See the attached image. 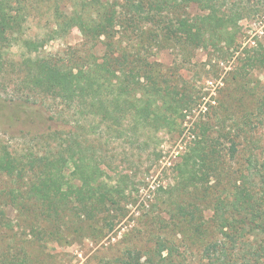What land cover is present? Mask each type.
<instances>
[{
	"label": "rangeland",
	"instance_id": "1",
	"mask_svg": "<svg viewBox=\"0 0 264 264\" xmlns=\"http://www.w3.org/2000/svg\"><path fill=\"white\" fill-rule=\"evenodd\" d=\"M140 1L145 0H118L117 34L99 41L97 53H103L105 44L112 42L119 55L128 54L162 72L163 86L176 82L181 91L188 92L191 104L175 124L156 130L142 128L137 137L124 129L125 136L116 137L117 132H110L104 124L99 126L101 133L97 128L94 131L93 120H81L82 126L77 128L74 111L58 99L44 98V105L19 102L15 106L10 99L20 96L17 68H6L9 73L0 75L1 148L27 162L32 155L53 154L55 140L49 137L50 132L78 131L83 133L84 144L93 147L91 155L114 176L106 180L122 181L125 197L96 220L79 216L70 208L61 218H50L41 212L39 201L29 197V175L0 174V264L10 260L22 264H108L126 251L144 261L163 239L186 251L189 263H197L201 248L218 235L211 223L206 224L213 216L215 197L230 192L234 184L230 175L238 165L221 164L217 171L221 175L183 189L177 164L203 133L207 135L203 145L211 155H223L233 135L240 143L241 155L246 151L264 157V67H250L242 60L245 49L264 45V0L222 1L223 10L240 19L225 30L223 37L229 41H217L218 49L195 46L182 26L184 20L193 22L206 15L197 3L185 2L163 11L159 0L145 1L143 7ZM66 7L71 11V4ZM52 21L51 13L30 17L18 40L3 49L4 56L15 62L49 54L66 59L71 47H80L83 56L82 47L88 45L83 46L86 40L80 30L73 28L49 39L55 28ZM173 30L174 36L170 34ZM24 39L40 44L49 40L35 52L33 44ZM21 92L41 101L37 92ZM179 204L189 212L183 215L177 209ZM3 213L5 220H1ZM7 222L11 226L4 224Z\"/></svg>",
	"mask_w": 264,
	"mask_h": 264
},
{
	"label": "trees",
	"instance_id": "2",
	"mask_svg": "<svg viewBox=\"0 0 264 264\" xmlns=\"http://www.w3.org/2000/svg\"><path fill=\"white\" fill-rule=\"evenodd\" d=\"M222 1L159 0L158 5L163 11L185 2L200 5L206 15L193 22L184 20L182 26L192 35L191 43L195 46L207 48L213 45L218 49L217 41L225 39V30L240 19V16L234 18L236 14L223 10ZM144 2L140 1V6ZM68 3L72 6L71 11L67 10ZM48 13L55 26L49 39L78 28L86 40L83 46L88 45L87 49L82 47L84 55H80V47H71L66 51V59L58 54L36 55L17 62L6 58L3 49L18 40L28 19ZM119 18L118 0H0V75L9 73L8 67L17 68L19 80L20 96L10 102L15 106L27 102L44 105V98L58 99L74 111L77 123L96 121L92 126L94 131L97 128L101 133L103 130L99 126L104 124L110 132H117V135L114 133L116 137L125 136L124 129H130L137 137L142 128L156 130L175 124L176 118L191 104L188 92L181 91L176 82L163 86L162 72L128 54L119 55L110 41L105 44L103 53H97L99 41L116 36ZM170 34L174 36L175 31ZM49 39H43L41 44L28 39L24 42L33 44V50L37 52ZM225 40L229 41L228 38ZM244 52L242 60L246 65L264 67L263 44ZM21 90L37 92L41 101ZM127 119L129 123L125 124ZM81 126L79 124L77 128ZM82 135L78 131L54 130L49 133L55 140L53 154L32 155L27 162L2 149L0 142V174L21 178L29 175V197L39 201L46 217L61 218L62 212L70 208L79 216L96 220L125 197V188L120 179L106 180L111 175L91 155L93 147L84 144ZM206 136V133L201 135L176 168L184 189L221 175L222 172H217L221 164L236 162L238 165L230 175L234 181L232 189L215 197L213 216L206 223H211L217 230V237L204 244L197 263H189L186 251H180L178 245L163 239L157 241L153 253L144 261L135 257L132 251H126L123 257L108 264H264V157L246 151L242 156L240 143L233 135L229 136L231 144L223 155L216 156L214 152L211 155L205 143L203 145ZM71 204H74L73 208L68 207ZM177 209L183 215L189 212L181 204ZM1 220H5L4 213ZM4 224L11 226L8 222ZM57 233L55 229L54 234ZM7 264L22 262L10 260Z\"/></svg>",
	"mask_w": 264,
	"mask_h": 264
}]
</instances>
